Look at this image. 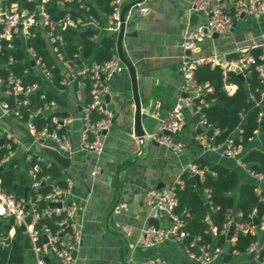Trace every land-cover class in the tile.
Listing matches in <instances>:
<instances>
[{"label": "built area", "instance_id": "2783aa9c", "mask_svg": "<svg viewBox=\"0 0 264 264\" xmlns=\"http://www.w3.org/2000/svg\"><path fill=\"white\" fill-rule=\"evenodd\" d=\"M110 5L112 12L103 13L100 19L93 12L99 10L95 0H0V56L6 58L5 64L0 67V123L7 117L22 121V107L28 106L30 97L43 88L39 82L25 81L24 77L30 73L29 69H25L22 75L15 72L14 68L19 62H29L33 70L32 76L43 80L45 88L53 87L54 70L59 67L63 75L61 84L65 88L70 86L75 88L82 103L81 150L96 154L103 152V134L109 131L113 120L112 112L105 107V96L109 93L112 79L123 73L125 67L116 56L104 62L86 60L80 54L70 58L65 51L64 34L69 30L80 33L92 28L96 33L91 40L98 41L103 34L112 36L118 33L122 26L121 10L124 0H112ZM191 11L202 15L204 22L188 27L184 33L181 43L180 96L157 130L145 133L141 141L156 143L174 154H181L186 145L178 136L183 131L185 120L187 117L192 119L199 115L197 126L201 133L196 136V141L203 154H220L235 161L238 167L246 170L255 180V191L263 198L264 174L253 171L250 168L251 164L245 161V156L251 151L264 154V139L259 146H253L262 133L256 131L255 137L250 138L245 145L241 135L242 129L238 128L225 142L217 144L216 138L221 132L208 122L204 111L206 109L204 96L213 92V87L209 83H199L195 73L203 66L219 67L223 75L224 90L227 95H232L234 85L228 81L229 73L233 71L238 75L242 74L244 81L247 80L255 63L251 51L259 50L261 64L255 67V71L264 86V33L241 50L226 54H219L213 50L208 57L199 54L201 43L208 39L212 40L214 34L229 33L233 30L235 21L240 18L260 20L264 16V0H195ZM39 38L47 43L53 61H46L33 45V41ZM232 55L237 58H229ZM85 87L89 88V93L84 98L81 92ZM260 94V99L255 94H250V100L261 108L258 122L262 123L264 89ZM46 114L52 116L51 122L55 127L50 128L46 125L37 128L35 118ZM95 114L101 115L97 121H94ZM72 123L73 119L62 115L59 105L52 100L43 108L32 112L25 126L32 143L43 146L46 141L53 142L60 154L70 156L73 148L69 127ZM60 129H63V132H60ZM0 138L4 150L0 156L1 174L13 163L15 157L13 146L19 142L1 130ZM25 159L26 162L34 163L32 168L27 169L30 179L27 194L17 197L15 192L8 191L0 176V226L11 224L8 232L0 234V249H7L8 241L13 238L16 228L21 229L24 226L25 231L21 232L24 240L26 236L29 238V250L35 255V264H73L74 253L82 241V233L76 221L81 208L71 198L72 183L68 178H62L63 184L50 176L37 178L41 166H49L52 161L31 151L26 152ZM187 172L191 177L199 176L201 182L207 174L215 175L209 167L199 168L195 162L188 165ZM42 187H48V191L41 192ZM146 204L156 207L158 217L169 220V225L159 229L151 225L146 226L138 241L140 247L152 249L165 242H175L181 244L187 258L195 264H214L223 260L225 248L200 244L199 238L189 240L190 233L184 228L183 220L176 213L179 199L174 186L151 190L147 195ZM250 219V222L233 223L235 232L230 244L236 243L239 232L245 236L256 237V242L250 245L246 255L256 264H264V217L258 223L254 212ZM234 256L240 257L237 252ZM140 264L171 263L163 258L154 257Z\"/></svg>", "mask_w": 264, "mask_h": 264}, {"label": "crops", "instance_id": "0c3cea01", "mask_svg": "<svg viewBox=\"0 0 264 264\" xmlns=\"http://www.w3.org/2000/svg\"><path fill=\"white\" fill-rule=\"evenodd\" d=\"M194 1L141 0L125 14V33L120 46L119 38H114V56L122 62L125 70L109 84L112 99L106 108L112 112L114 121L104 135L101 154L80 148L82 103L75 88L70 86L63 91H55L64 102L62 106L59 105L61 114L73 119L69 127L73 148L68 156L71 159L70 167L64 170L57 164L62 169V178L71 181V198L81 208L76 221L80 225L82 241L73 264H121L123 258L127 264H140L154 257L163 258L171 264H195L187 258L181 244L165 242L152 249L138 245L142 230L150 226V219H158L160 227L169 225V220L158 217L156 207L146 204L148 193L159 187L162 189L179 184L182 176L188 173V165L196 159L207 160L211 165L226 166L235 170L243 183L256 184L235 161L220 154H203L196 141L200 128L191 123L188 117L178 136L186 145L181 154L141 141L143 137L138 135L137 112L142 118L143 132H154L180 96L184 33L188 27L204 22V17L199 14L196 22L191 21L195 15L191 11ZM134 2L138 0H124L122 10ZM248 19L255 21L254 33L239 27ZM262 33L264 16L260 20L243 17L235 21L229 33L201 43L199 54L208 57L213 50L219 54L241 50ZM81 93L84 98L87 97L85 91ZM123 100L126 105L121 111ZM0 130L19 142L13 163L20 176L25 175L30 181L26 169L27 151L55 163L47 154L48 149L56 150L55 144L50 141L43 146L32 143L23 121L14 117L4 118ZM260 137L254 142V147L260 145L264 134H260ZM113 209L107 225V217ZM243 257L240 256L239 263L251 260L250 256L247 259ZM214 264L235 263L221 260Z\"/></svg>", "mask_w": 264, "mask_h": 264}, {"label": "trees", "instance_id": "16d2710c", "mask_svg": "<svg viewBox=\"0 0 264 264\" xmlns=\"http://www.w3.org/2000/svg\"><path fill=\"white\" fill-rule=\"evenodd\" d=\"M99 10H94L98 18H102L103 13L110 14L112 0H95ZM96 31L92 28L75 33L71 30L64 34L65 51L70 58L75 54H80L83 59H93L98 62L110 60L114 56L115 40L111 36L103 34L98 41L91 38ZM37 51L43 55L46 61H53L49 54L47 43L43 39L33 41ZM261 52L252 50L251 55L255 58L252 67V73L245 81H241L236 72H230L228 81L234 85V93L227 95L224 90V81L222 71L219 67L211 68L203 66L196 70L195 76L199 83H209L213 87V92L204 96L206 103L205 116L209 123L220 130V135L216 138L217 144H222L225 140L241 125L245 120L241 135L243 143L246 145L250 138L255 137V132L260 131L264 134V119L262 123L258 122L261 108L257 107L250 100V94L260 99V92L264 89L255 67L261 64L259 59ZM19 57V56H18ZM20 58V57H19ZM229 58H237L232 55ZM6 62L5 57L0 56V67ZM25 69H29V74L24 77L26 82H39L42 85L36 94L30 97V104L22 107L23 119L27 122L29 115L44 107L47 102L56 101L58 105H63V100L55 91H63L66 88L61 84L63 75L61 68H55L52 88H45V83L39 77H33L32 67L29 62H19L14 68L18 75H22ZM85 94L89 93V88L85 87ZM42 95L44 98H42ZM219 103H224L223 107ZM101 118V115H94V121ZM264 118V117H263ZM51 115H40L35 118L37 128L49 126L54 128ZM63 132V129L59 130ZM5 140V138L3 139ZM2 138H0V156L4 153L1 147ZM16 150V146H13ZM245 161L250 163V168L258 173L264 174V154L259 151H251L245 156ZM199 168L209 167L215 175L207 174L202 182V188H199L195 179L188 173L181 179L182 184H175V192L179 199V205L176 213L184 222V228L190 233V241L199 238L198 243L209 246L225 248L227 243L226 230L230 223L250 222V215L255 212V218L258 223L264 217V197L260 198L256 193V185L253 183H243L235 170L223 165H211L207 160L196 159L194 161ZM33 162H26V169L32 168ZM5 188L8 191L15 192L17 197L25 194L30 181L25 175L20 176L15 163H11L1 174ZM50 176L63 184L62 169L51 162L49 166H41L37 173V178ZM41 192L48 191V187H42ZM209 205V207H208ZM188 214V216L186 215ZM10 225L0 226V234L8 232ZM215 235V239H214ZM24 235L20 229L16 228L12 239L8 241L7 249H0V264H25L23 247ZM257 238L250 235L237 234V241L231 245L228 253H225L223 261L230 263L235 258L234 253L245 256L250 245L256 242ZM264 255V249H263ZM239 264H256L252 261H246Z\"/></svg>", "mask_w": 264, "mask_h": 264}, {"label": "water", "instance_id": "95a60500", "mask_svg": "<svg viewBox=\"0 0 264 264\" xmlns=\"http://www.w3.org/2000/svg\"><path fill=\"white\" fill-rule=\"evenodd\" d=\"M140 3H141V0H138V2L131 3V4H129L128 6H126V8H125L124 10H122V13H121L122 26H121V29H120V31H119L120 33H115V34H113V35L111 36L112 38H115V37L119 38V46H120V44H121L122 37H123V35H124V33H125V32H124V31H125V14H126L129 10L133 9L136 5H138V4H140ZM197 19H198V15L195 14V15L192 16L191 21H192V20H195V22H196ZM195 24H196V23H195ZM193 25H194V24H193ZM219 36H220L219 34H214V35H213V39H217V38H219ZM238 76H239V78H240L241 81H244V77H243L242 74H239ZM111 99H112V97H111V95L108 93V94L105 96V107H107L106 105L109 104V103L111 102ZM125 105H126L125 100H123V104H122L121 109H120L121 111L124 110ZM219 106H220V107H223V106H224V103H219ZM204 111H205V110H204ZM198 119H199V115H195V116L191 119V123H193L194 125H196V124L198 123ZM141 120H142L141 115H140L139 112H137V121H138V126H139V130H138V135H139V137H143V136L145 135V132H143V130H142ZM113 121H114V119L112 120V122H113ZM244 124H245V120L242 121L241 125L239 126V129H242L243 126H244ZM200 133H201V129L197 130V134H200ZM103 135H106V132H104ZM153 144H154L155 146H159V145L156 144V143H153ZM47 154L49 155V157H50V158H51L56 164H58V165H59L61 168H63L64 170H67V169L70 167L71 159L68 157V155H62V154H60L58 151H56V150H52V149H48V150H47ZM193 178L195 179V181H196L198 187H199V188H202V182H201L199 176L195 175V176H193ZM28 189H29V188H26L25 194H27ZM158 189H161V187H159ZM208 207H209V205H208ZM113 212H114V209L110 212V214H109L108 217H107V222H108L107 225L109 224L110 217L112 216ZM255 223H256V222H255ZM149 224H150L151 226H154L156 229H159V228H160V223H159V220H158V219H155V218L150 219V220H149ZM39 227H40V226H39ZM20 230H21L22 232H24V231H25V227L22 226ZM234 232H235V226H234V224L232 223V224L229 226V229H228V231H227V235H226V237H227V243H226V246H225V253H228L229 250H230V247H231L230 240H231V238H232ZM214 239H215V235H214ZM23 247H24L25 250H29V247H30V246H29V238H28L27 236L25 237V240H24V242H23ZM77 255H78V254H77V251H76V252L74 253V259L77 258ZM126 255H127V253L125 254V257H126ZM121 264H127V261H126L125 258H123Z\"/></svg>", "mask_w": 264, "mask_h": 264}, {"label": "rangeland", "instance_id": "374dc122", "mask_svg": "<svg viewBox=\"0 0 264 264\" xmlns=\"http://www.w3.org/2000/svg\"><path fill=\"white\" fill-rule=\"evenodd\" d=\"M255 21L252 19H248L247 21H244L241 23L240 26H242V29H245V31H250V33H254L255 32ZM262 138V137H260ZM249 256L245 255V257H243L244 259H247ZM24 259H25V264H35V255L33 254V252L31 250H25L24 252ZM240 261V257H235L233 259L232 262H234L235 264H239Z\"/></svg>", "mask_w": 264, "mask_h": 264}]
</instances>
